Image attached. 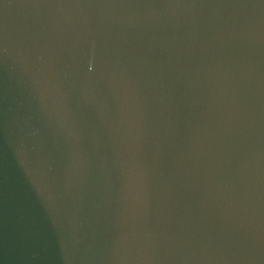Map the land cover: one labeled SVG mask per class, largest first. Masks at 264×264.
I'll use <instances>...</instances> for the list:
<instances>
[{
	"label": "water",
	"instance_id": "95a60500",
	"mask_svg": "<svg viewBox=\"0 0 264 264\" xmlns=\"http://www.w3.org/2000/svg\"><path fill=\"white\" fill-rule=\"evenodd\" d=\"M0 264H264V0H0Z\"/></svg>",
	"mask_w": 264,
	"mask_h": 264
}]
</instances>
